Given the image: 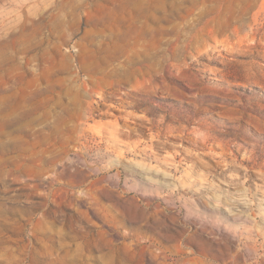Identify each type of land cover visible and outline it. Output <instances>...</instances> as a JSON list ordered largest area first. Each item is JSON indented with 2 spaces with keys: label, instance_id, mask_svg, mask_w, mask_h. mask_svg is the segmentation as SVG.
<instances>
[{
  "label": "rangeland",
  "instance_id": "obj_1",
  "mask_svg": "<svg viewBox=\"0 0 264 264\" xmlns=\"http://www.w3.org/2000/svg\"><path fill=\"white\" fill-rule=\"evenodd\" d=\"M0 264H264V0H0Z\"/></svg>",
  "mask_w": 264,
  "mask_h": 264
}]
</instances>
